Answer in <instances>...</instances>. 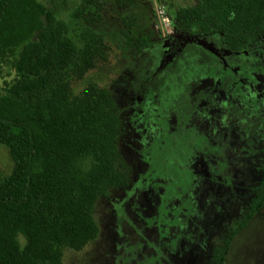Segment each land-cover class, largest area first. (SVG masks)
<instances>
[{
  "label": "rangeland",
  "instance_id": "374dc122",
  "mask_svg": "<svg viewBox=\"0 0 264 264\" xmlns=\"http://www.w3.org/2000/svg\"><path fill=\"white\" fill-rule=\"evenodd\" d=\"M49 1L78 45L92 29L109 46L72 91L95 83L113 92L130 176L127 188L97 200L98 237L65 248L63 264H216L264 180V38L233 51L220 33L176 30L172 15L200 0H97L102 8L83 17L86 0ZM127 33L151 42L138 48ZM13 167L0 144V172ZM223 264H264V204Z\"/></svg>",
  "mask_w": 264,
  "mask_h": 264
},
{
  "label": "trees",
  "instance_id": "16d2710c",
  "mask_svg": "<svg viewBox=\"0 0 264 264\" xmlns=\"http://www.w3.org/2000/svg\"><path fill=\"white\" fill-rule=\"evenodd\" d=\"M90 6L102 8L86 0L80 16ZM172 20L184 34L220 33L229 50L244 51L264 38V0H200L180 7ZM127 34L138 48L151 42ZM81 40L82 46L69 35L49 0H0V144L14 162L9 175L0 172V264H63L65 248L82 250L98 237L97 200L130 184L113 92L95 83L72 91V81L110 50L92 29ZM255 193L216 264L262 208L264 180Z\"/></svg>",
  "mask_w": 264,
  "mask_h": 264
}]
</instances>
